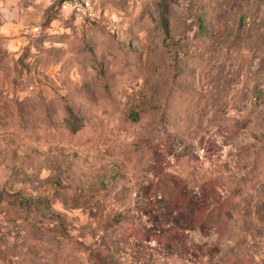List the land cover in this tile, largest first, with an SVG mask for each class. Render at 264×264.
Masks as SVG:
<instances>
[{
  "label": "rangeland",
  "instance_id": "1",
  "mask_svg": "<svg viewBox=\"0 0 264 264\" xmlns=\"http://www.w3.org/2000/svg\"><path fill=\"white\" fill-rule=\"evenodd\" d=\"M75 1L0 0V264H264V0Z\"/></svg>",
  "mask_w": 264,
  "mask_h": 264
},
{
  "label": "trees",
  "instance_id": "2",
  "mask_svg": "<svg viewBox=\"0 0 264 264\" xmlns=\"http://www.w3.org/2000/svg\"><path fill=\"white\" fill-rule=\"evenodd\" d=\"M64 125L71 131L76 130L78 127L76 118H74V117L68 118ZM195 204H196V202H195ZM201 205H202V203H199V204H197V207L198 206L200 207ZM208 213L211 215L210 219L213 218L212 220H210V222L215 221L216 218L219 216L218 214H215L216 216H214L211 208L208 210Z\"/></svg>",
  "mask_w": 264,
  "mask_h": 264
},
{
  "label": "built area",
  "instance_id": "3",
  "mask_svg": "<svg viewBox=\"0 0 264 264\" xmlns=\"http://www.w3.org/2000/svg\"><path fill=\"white\" fill-rule=\"evenodd\" d=\"M91 0H76L73 4V6H76L78 8L81 9H89L91 4H90Z\"/></svg>",
  "mask_w": 264,
  "mask_h": 264
}]
</instances>
